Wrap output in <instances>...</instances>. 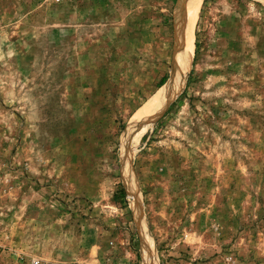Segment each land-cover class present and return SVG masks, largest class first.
I'll use <instances>...</instances> for the list:
<instances>
[{
	"label": "rangeland",
	"instance_id": "1",
	"mask_svg": "<svg viewBox=\"0 0 264 264\" xmlns=\"http://www.w3.org/2000/svg\"><path fill=\"white\" fill-rule=\"evenodd\" d=\"M33 259L264 264L262 0H0V264Z\"/></svg>",
	"mask_w": 264,
	"mask_h": 264
},
{
	"label": "bare ground",
	"instance_id": "2",
	"mask_svg": "<svg viewBox=\"0 0 264 264\" xmlns=\"http://www.w3.org/2000/svg\"><path fill=\"white\" fill-rule=\"evenodd\" d=\"M262 1L264 2V0ZM180 80L181 79L179 76L173 75V77L166 84H164L155 99L146 109V112L148 113V115L150 114V117L155 118L157 115H159L167 102L175 95L176 87L179 84Z\"/></svg>",
	"mask_w": 264,
	"mask_h": 264
},
{
	"label": "built area",
	"instance_id": "3",
	"mask_svg": "<svg viewBox=\"0 0 264 264\" xmlns=\"http://www.w3.org/2000/svg\"><path fill=\"white\" fill-rule=\"evenodd\" d=\"M46 1H52V2H55V3H60L63 0H46ZM31 262H32V264H42V260L41 259H33V261H31Z\"/></svg>",
	"mask_w": 264,
	"mask_h": 264
},
{
	"label": "trees",
	"instance_id": "4",
	"mask_svg": "<svg viewBox=\"0 0 264 264\" xmlns=\"http://www.w3.org/2000/svg\"><path fill=\"white\" fill-rule=\"evenodd\" d=\"M167 79L164 78L163 81H162V86L166 83ZM123 194H125V192H123Z\"/></svg>",
	"mask_w": 264,
	"mask_h": 264
}]
</instances>
